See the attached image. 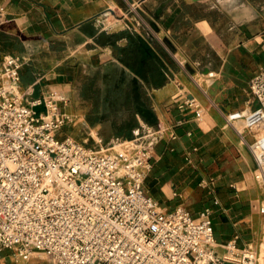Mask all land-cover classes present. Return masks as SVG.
Here are the masks:
<instances>
[{"label":"crops","instance_id":"obj_1","mask_svg":"<svg viewBox=\"0 0 264 264\" xmlns=\"http://www.w3.org/2000/svg\"><path fill=\"white\" fill-rule=\"evenodd\" d=\"M5 53L26 58L19 90L27 99L84 74L129 75L152 111L151 121L135 113L138 126L160 131L151 139L147 192L164 210L182 205L196 220L210 211L217 245L209 264H232L219 260L228 240L262 248L264 188L249 149L258 130L226 116L258 106L249 80L264 70V0H0ZM191 97L197 107L177 106ZM0 264L52 262L3 248Z\"/></svg>","mask_w":264,"mask_h":264},{"label":"built area","instance_id":"obj_2","mask_svg":"<svg viewBox=\"0 0 264 264\" xmlns=\"http://www.w3.org/2000/svg\"><path fill=\"white\" fill-rule=\"evenodd\" d=\"M25 61L21 54L0 56V250L22 259L39 252L52 264L212 262L210 211L196 220L182 205L164 210L144 187L153 153L147 137L160 131L136 132L107 148L59 136L72 121L60 106L66 98L55 91L25 98L19 90ZM249 92L258 106L226 119L258 130L249 149L253 177L264 188V70L250 78ZM177 106L198 103L191 97ZM220 246L222 263L264 264V242L258 250L234 240Z\"/></svg>","mask_w":264,"mask_h":264},{"label":"rangeland","instance_id":"obj_3","mask_svg":"<svg viewBox=\"0 0 264 264\" xmlns=\"http://www.w3.org/2000/svg\"><path fill=\"white\" fill-rule=\"evenodd\" d=\"M80 76L64 84V89L54 90L57 97L66 98V103H61L60 106L72 117L71 122H67L60 128L59 136L71 134L79 141H85L88 146L107 148L113 143L132 139L136 132H144L146 124L143 126L137 124L130 137H123L112 132L110 124L106 122L107 117L102 114L100 91L95 89V86L100 84L97 74ZM96 80L99 84H94ZM152 138V135L148 136L147 140Z\"/></svg>","mask_w":264,"mask_h":264},{"label":"flooded vegetation","instance_id":"obj_4","mask_svg":"<svg viewBox=\"0 0 264 264\" xmlns=\"http://www.w3.org/2000/svg\"><path fill=\"white\" fill-rule=\"evenodd\" d=\"M131 77L118 69L110 68L108 72L97 73V80L94 84L100 95L102 114L106 116V122L121 121L131 116V113L125 108L126 88ZM100 87V88H99ZM133 131V130H132Z\"/></svg>","mask_w":264,"mask_h":264},{"label":"trees","instance_id":"obj_5","mask_svg":"<svg viewBox=\"0 0 264 264\" xmlns=\"http://www.w3.org/2000/svg\"><path fill=\"white\" fill-rule=\"evenodd\" d=\"M143 62L149 64L150 59L146 58ZM127 80H129L125 93L127 100L124 106L131 113V116L121 121L110 122L113 132L123 137H130L133 128L136 127L135 113H139L146 121H151L152 117V111L148 107L143 92L139 89V84L132 78Z\"/></svg>","mask_w":264,"mask_h":264},{"label":"water","instance_id":"obj_6","mask_svg":"<svg viewBox=\"0 0 264 264\" xmlns=\"http://www.w3.org/2000/svg\"><path fill=\"white\" fill-rule=\"evenodd\" d=\"M148 23H149V25L152 27V29L154 30V31H158V27L155 25L156 23H155V21H153V20H148Z\"/></svg>","mask_w":264,"mask_h":264}]
</instances>
